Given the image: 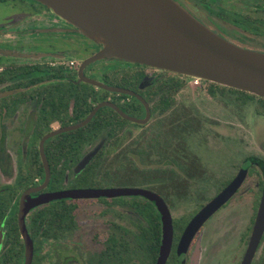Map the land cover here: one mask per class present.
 Listing matches in <instances>:
<instances>
[{
	"label": "flooded vegetation",
	"instance_id": "obj_1",
	"mask_svg": "<svg viewBox=\"0 0 264 264\" xmlns=\"http://www.w3.org/2000/svg\"><path fill=\"white\" fill-rule=\"evenodd\" d=\"M178 1L223 38L243 47L264 51V0ZM0 6L5 7L2 11L4 13L0 12V70L6 64H47L46 71L34 70L32 72V77L43 75L40 80L24 86H16L20 83L18 79L7 80L0 82V89L11 87V85L14 86L12 88L34 89L40 85L62 80L65 78L62 75L48 77V74L54 72L51 68L59 66H62L66 72H74L71 77L66 78L75 81L78 78L77 70L82 59L100 46L79 33L76 27L67 23L39 0H0ZM80 43L84 44L85 50L90 49L91 52L78 59L73 58V64L57 63L59 58L66 59L65 52L76 50ZM94 62L84 65V74L91 76V67ZM145 69L147 73H143L136 86L129 89L136 92L146 102L149 111L147 120L137 122L126 118L138 125L128 122L118 134L114 135H103L99 132L90 137L86 144L100 143L98 151L106 141L138 143L136 152L141 156L140 165L158 167L156 172L158 171L160 177L150 184L151 187L147 186V188L157 192L163 198L171 215L172 236L163 264H240L248 245L261 195L264 162L259 155H244L234 173L218 179V182H213L214 170L207 167L210 163L204 162L198 152L193 151L188 145L191 131L187 130L188 128L184 130L181 128L178 132L176 128L177 118L184 116L190 120L194 118L190 106H187L190 109L185 108L183 112L176 111L177 92L181 88L175 91L171 87L168 90L166 86H149L150 83L159 84L166 77L177 76L179 72L151 65L145 66ZM98 79L102 80L101 77ZM168 91L170 94L168 99L171 102L168 105H165V102L156 105L154 101L166 99ZM124 93L127 94L124 96V108L116 103L115 94L109 93L102 100L112 101L122 111L127 109L128 113L124 112L131 116L145 117L144 102L135 94ZM26 102L31 103L30 108H24L27 105ZM11 105L0 104V264H23L25 241L18 226L20 196L24 190L40 186L44 182V175L31 178L32 154L35 145L39 151L38 143L41 138L35 139L34 135L39 104L31 99L18 103L14 109ZM54 122L56 125L53 124ZM63 125L67 124H60L59 121L53 120L46 126L43 134ZM146 125L148 126L146 129L137 134L133 133V127ZM167 130L168 133H166ZM14 132L19 135V138L16 139V146L12 147L8 142V136L13 135ZM63 139L58 138V141ZM70 139L76 144L75 135ZM152 143H157L156 154H152L154 147L149 145ZM166 144L169 150L165 149ZM74 147L76 148V145ZM57 154L61 156L56 168L52 169L47 159L48 182L36 189H30L29 198H24L26 201L31 200L40 192L61 189L62 186L59 184L77 173L76 163L81 158L82 151L77 160L71 158L68 162L64 161L65 156L62 155L63 145L58 146ZM52 170L62 173V178L56 188L50 186ZM240 172L243 174V179L232 195L199 225L191 229L184 242L183 234L190 225L192 217L234 175ZM256 174H260V178L256 179ZM211 186H214L213 192L207 194ZM131 196L138 197L122 201L120 204L108 202L99 204L96 199L91 201L93 218L90 222L93 229L91 237L93 245L87 254H85L87 249L81 247L79 238H76V242L65 240V233L74 229L77 231L82 224L77 217L79 203L76 204V225L65 231L62 229L57 235L48 234L47 225L37 230L33 224L31 212L33 209L60 198L30 207L24 214V225L32 242V256L28 264H64L65 250L74 248L75 243L76 251L80 249L79 251L85 256L84 264H154L162 242V222L159 210L151 199L141 195ZM221 208L226 209L221 214H216ZM158 229H160V243L154 256L152 251L146 249L145 244L154 238ZM263 240L264 230L248 264H264V251L259 258H256L257 250L264 245ZM77 263L79 261L76 260Z\"/></svg>",
	"mask_w": 264,
	"mask_h": 264
},
{
	"label": "water",
	"instance_id": "obj_2",
	"mask_svg": "<svg viewBox=\"0 0 264 264\" xmlns=\"http://www.w3.org/2000/svg\"><path fill=\"white\" fill-rule=\"evenodd\" d=\"M50 7L66 22L72 24L84 35L100 46L84 57L78 67V78L96 86L138 96L146 106L143 118L131 116L115 103L101 100L94 104L79 121L53 128L39 139L38 147L44 166V182L37 187L26 189L20 196L18 226L25 241V261L32 256V242L24 225V214L32 206L52 199L71 197H96L117 195H141L154 201L162 222V242L154 264H163L168 254L172 222L167 204L155 191L143 186H80L40 192L31 200L28 192L45 185L49 179V165L43 144L47 137L79 127L88 122L96 110L103 105L116 109L122 116L137 122L147 120L149 111L146 102L133 90L113 85L91 77L83 72L85 64L98 59H121L145 63L154 67L172 70L220 84L236 87L264 97V51L251 49L233 43L207 27L178 0H39ZM18 88L0 89V97L21 90ZM79 159L76 171H80L97 151ZM243 174L237 173L211 200L200 208L185 229L187 239L191 229L199 225L214 209L220 206L238 187ZM264 230V168L262 190L256 209L255 220L247 248L240 264H248L252 258L260 236Z\"/></svg>",
	"mask_w": 264,
	"mask_h": 264
},
{
	"label": "trees",
	"instance_id": "obj_3",
	"mask_svg": "<svg viewBox=\"0 0 264 264\" xmlns=\"http://www.w3.org/2000/svg\"><path fill=\"white\" fill-rule=\"evenodd\" d=\"M116 61L118 62L113 67L106 66L101 68V79L110 84L128 88L136 86L139 79L142 78V74L147 73L145 66H149L148 64L139 62L123 61L119 59H116ZM46 65L47 64L43 65L38 63L3 65L2 70H0V82L18 79L20 80V83H17L18 85L16 86H24L27 83H33L40 80L43 75L32 77V72H34V70L46 71ZM51 69H53L54 72L48 74V77L62 75L65 78L53 83L40 85L34 89H22L0 97V104H12V109H14L15 105L18 103L29 101L31 99L35 101L36 104H39V112L36 116V127L34 129L35 139L41 137L46 126H48L53 120L59 121L60 124H69L81 120L92 108L95 102L106 98L109 93L115 94L117 97L116 103L121 108H124V96L127 95L124 92H112L86 81L75 82L71 79H67L66 77H71L74 72H66L63 70L62 66L52 67ZM180 75L189 76L178 73L177 76L166 77V79H163L159 84L150 83L149 86H166L168 90L171 87L175 91H178L186 84L185 79L181 78ZM200 80L204 92L208 96L214 97L217 95H224L228 91L234 92L235 99L241 104H244L249 99H254L255 112L264 115L263 96L236 87L220 84L215 81L203 78H200ZM12 87L14 86L11 85V87L6 88ZM169 95L168 91L166 99L155 100L154 103L157 105L165 102V105H168L171 102L168 99ZM135 102L138 103L137 100H135ZM130 106L133 107V105ZM123 110L128 113L127 109ZM128 122L133 125H138L137 123L131 122L121 116L114 108L103 105L96 110L92 118L85 124L59 133L65 135L63 140L58 141L55 136L46 138L44 141V152L51 168H56V164L61 156V154H57L58 146L63 145L62 155L65 156V162H68L71 158L77 160L82 148L90 137L99 132H102L103 135L118 134ZM197 122L198 121L194 118L190 120L186 119L185 116L180 117L176 120V128L178 132L181 128L183 130L188 128L187 130L193 131L197 128ZM168 130L166 133H168ZM74 135L76 136V144L70 139ZM74 145H76V148ZM149 145L154 147L152 154H156L157 151L155 148L157 147V143ZM164 147L166 150H169L168 144L164 145ZM34 148L31 159L32 179L37 175L40 177L44 175L43 164L39 156L38 148L36 145ZM137 150L138 147H132L131 143L106 141L97 153L90 158L89 162H87L86 165L75 175L70 176L68 180H76V186H98L97 183H101L102 181L113 177L137 175L142 181H147V184L150 185L149 182H154L155 179L160 177L158 171L156 172L158 167L154 165L143 166L137 164L136 161H133V156L130 155V152ZM110 153L114 155V160L106 161L104 158ZM260 159L264 162V158L260 157ZM61 178L62 173L52 170L50 181L51 188H56ZM131 197L136 198L138 196ZM68 200H71V198H60L50 201L37 209H33L31 214L36 229L39 230L47 225L48 234L54 233V235H57L62 229L65 231L76 225V204L69 202ZM156 216H159L157 211ZM159 243L160 229H158L154 238L151 239L149 243L147 242L145 246L146 249L152 251L155 256L159 249Z\"/></svg>",
	"mask_w": 264,
	"mask_h": 264
},
{
	"label": "rangeland",
	"instance_id": "obj_4",
	"mask_svg": "<svg viewBox=\"0 0 264 264\" xmlns=\"http://www.w3.org/2000/svg\"><path fill=\"white\" fill-rule=\"evenodd\" d=\"M4 8L5 7L0 6L1 13ZM78 31L79 33L84 35L80 30ZM86 37L91 39L88 36ZM97 44L100 45L99 43ZM83 46L84 44L80 43L78 47H76V50L65 52L64 56H67L66 59L68 60L73 58L78 59L83 55L89 54V52H91L90 49L85 50ZM117 62L118 61H116L115 58H101L95 60L94 65L91 67V76L100 78L102 67H113L117 64ZM180 77L185 79L186 84L177 92L176 111L183 112L182 110H185V108H189L187 106H190V108L192 109V116L194 117V119L198 118L196 119L198 121L197 128L190 132L192 134H190L188 145L193 151L198 152L204 162L206 161L210 163L209 165H207V167H211L214 170H212L214 172L213 182H218V179L234 173L238 167L240 159L244 155L256 154L264 158V115L255 112L254 99H249L244 104H241L237 99H235V93L229 91L224 95L211 97L204 92L200 78L197 81H194V76L180 75ZM26 104L27 105L24 106L25 109L31 107V103L29 104V102H26ZM53 124H55V122ZM147 127V125L142 127L135 126L132 128V130L134 134H137ZM18 136L19 135L16 132H14L13 135L9 134L8 142L12 147L16 146V139L18 140ZM54 136L56 139L61 137L65 138L64 134ZM99 144L100 143L93 142L84 145L81 158L94 151L99 146ZM131 146L138 147L139 144L131 143ZM132 152H130V155L133 156V161H136V163L140 165L141 156L138 155V152L136 151ZM113 156L114 155L110 153L104 159H106V161L114 160ZM255 177L256 179L260 178V174H256ZM97 184L98 186L92 185L91 187H151L147 184V181H142L141 178L137 175H123L113 177ZM149 184H152V182H149ZM59 186H62L61 188L80 187L76 186V180H66L64 183H60ZM213 188L214 186H211V189H208L207 194L212 193ZM131 198V195H117L100 197H79L71 198V200H68L69 202H73L75 204L79 203V211L77 212V217L80 219L82 224L77 231L76 229H74L65 233L66 242H76V238H79L81 247L87 249V251H85V254H87L91 250L93 245L91 241L93 229L91 228L90 222L93 218V213L91 212L93 203L91 201L93 199H96L98 200L99 204H105L107 202L111 204H120L122 201H127ZM225 209L226 208H221L216 212V214H221ZM74 245V248L65 250L66 256L64 264H76V260L79 261V263L77 264H84L85 256L79 251L80 249L76 251V243ZM263 251L264 245L257 250L256 258H259L260 254H262Z\"/></svg>",
	"mask_w": 264,
	"mask_h": 264
},
{
	"label": "built area",
	"instance_id": "obj_5",
	"mask_svg": "<svg viewBox=\"0 0 264 264\" xmlns=\"http://www.w3.org/2000/svg\"><path fill=\"white\" fill-rule=\"evenodd\" d=\"M69 63V64H73L74 60L73 59H64V58H59V60H57V63ZM199 79V77H195L194 76V81H197Z\"/></svg>",
	"mask_w": 264,
	"mask_h": 264
}]
</instances>
